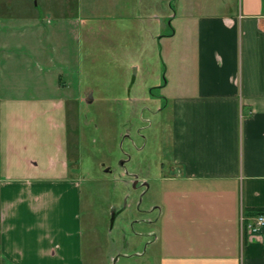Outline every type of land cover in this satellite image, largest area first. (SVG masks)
I'll return each mask as SVG.
<instances>
[{
	"label": "crops",
	"instance_id": "1",
	"mask_svg": "<svg viewBox=\"0 0 264 264\" xmlns=\"http://www.w3.org/2000/svg\"><path fill=\"white\" fill-rule=\"evenodd\" d=\"M2 22L0 13V264H83L67 102L43 95L39 27L19 34L17 57ZM195 34L194 81L172 101L161 168L170 189L160 264H264V231L241 222L264 215V0L202 12ZM176 188L185 203L171 236Z\"/></svg>",
	"mask_w": 264,
	"mask_h": 264
},
{
	"label": "rangeland",
	"instance_id": "2",
	"mask_svg": "<svg viewBox=\"0 0 264 264\" xmlns=\"http://www.w3.org/2000/svg\"><path fill=\"white\" fill-rule=\"evenodd\" d=\"M238 6L239 0H0L12 53L24 54L19 34L38 26L41 50L32 58L42 70L43 95L68 105L82 180L83 264L161 263L170 189L161 168L170 160L172 101L187 92L185 80L194 81L196 19ZM177 193L171 236L185 203Z\"/></svg>",
	"mask_w": 264,
	"mask_h": 264
},
{
	"label": "built area",
	"instance_id": "3",
	"mask_svg": "<svg viewBox=\"0 0 264 264\" xmlns=\"http://www.w3.org/2000/svg\"><path fill=\"white\" fill-rule=\"evenodd\" d=\"M241 222L244 223L245 230L252 235H257L264 231V215L257 214L249 220H245L244 217L241 218Z\"/></svg>",
	"mask_w": 264,
	"mask_h": 264
},
{
	"label": "water",
	"instance_id": "4",
	"mask_svg": "<svg viewBox=\"0 0 264 264\" xmlns=\"http://www.w3.org/2000/svg\"><path fill=\"white\" fill-rule=\"evenodd\" d=\"M138 181H137V179L135 178V180H134V183H133V186H135V184L137 183ZM143 185L144 186H147V184L146 183H143ZM115 262V261H114ZM114 264V263H113Z\"/></svg>",
	"mask_w": 264,
	"mask_h": 264
},
{
	"label": "flooded vegetation",
	"instance_id": "5",
	"mask_svg": "<svg viewBox=\"0 0 264 264\" xmlns=\"http://www.w3.org/2000/svg\"><path fill=\"white\" fill-rule=\"evenodd\" d=\"M132 183H134V179H133ZM131 185H132V184H131ZM137 185H138V183L135 184V187H137Z\"/></svg>",
	"mask_w": 264,
	"mask_h": 264
}]
</instances>
